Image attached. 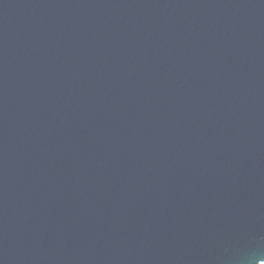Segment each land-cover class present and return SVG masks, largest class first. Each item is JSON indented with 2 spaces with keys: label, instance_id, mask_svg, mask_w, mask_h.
Masks as SVG:
<instances>
[{
  "label": "water",
  "instance_id": "95a60500",
  "mask_svg": "<svg viewBox=\"0 0 264 264\" xmlns=\"http://www.w3.org/2000/svg\"><path fill=\"white\" fill-rule=\"evenodd\" d=\"M0 264H264V0H0Z\"/></svg>",
  "mask_w": 264,
  "mask_h": 264
}]
</instances>
